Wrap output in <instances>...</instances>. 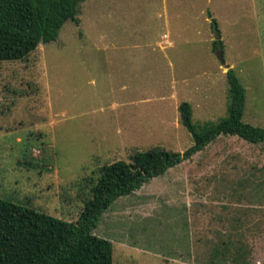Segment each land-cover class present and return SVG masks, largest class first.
<instances>
[{
  "label": "rangeland",
  "instance_id": "374dc122",
  "mask_svg": "<svg viewBox=\"0 0 264 264\" xmlns=\"http://www.w3.org/2000/svg\"><path fill=\"white\" fill-rule=\"evenodd\" d=\"M75 18L0 62V199L75 222L102 166L193 146L180 102L195 126L225 117L229 68L241 122L264 129V0H83ZM259 146L219 135L115 200L93 230L112 264H211L222 238L244 246L240 264H264Z\"/></svg>",
  "mask_w": 264,
  "mask_h": 264
},
{
  "label": "trees",
  "instance_id": "16d2710c",
  "mask_svg": "<svg viewBox=\"0 0 264 264\" xmlns=\"http://www.w3.org/2000/svg\"><path fill=\"white\" fill-rule=\"evenodd\" d=\"M83 0H0V62L21 61L39 44L52 42L66 21L75 24ZM210 18V16H208ZM211 51L221 50L214 19ZM226 115L215 123L195 126L187 102L177 106L180 125L193 146L182 154L154 148L134 154L129 162L115 161L99 169L75 222L68 223L0 199V264H112L111 244L93 234L99 217L120 197L138 190L148 180L189 160L219 135L236 137L264 147V129L241 122L244 91L232 69L224 73ZM244 246L220 239L212 244L211 264L243 261Z\"/></svg>",
  "mask_w": 264,
  "mask_h": 264
},
{
  "label": "crops",
  "instance_id": "0c3cea01",
  "mask_svg": "<svg viewBox=\"0 0 264 264\" xmlns=\"http://www.w3.org/2000/svg\"><path fill=\"white\" fill-rule=\"evenodd\" d=\"M232 68H233V66H232ZM231 69V68H230ZM260 81V80H259ZM242 116V115H241ZM250 145H256V144H250ZM259 145V144H258ZM261 145V144H260ZM260 147V151H263L264 150V147L261 145V146H259ZM260 154V153H259Z\"/></svg>",
  "mask_w": 264,
  "mask_h": 264
}]
</instances>
